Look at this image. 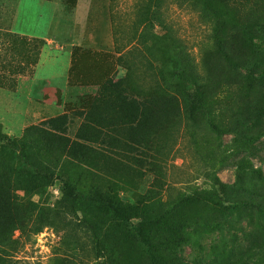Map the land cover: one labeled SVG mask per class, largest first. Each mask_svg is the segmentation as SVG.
Segmentation results:
<instances>
[{
  "label": "trees",
  "instance_id": "1",
  "mask_svg": "<svg viewBox=\"0 0 264 264\" xmlns=\"http://www.w3.org/2000/svg\"><path fill=\"white\" fill-rule=\"evenodd\" d=\"M76 1L67 2L75 5ZM155 1L151 17L149 9L141 16L154 29L155 47L130 44L111 52L74 46L64 83L97 87V92L66 103L64 113L29 126L20 139L5 134L0 125V247L30 218L18 192L42 196L55 182L60 184L62 212L85 234L93 264H107L106 253L111 254V264H163L162 254L176 256L189 241L188 217L193 215L198 222L207 210L221 215L253 210L256 228L264 234V195L252 191L256 197L242 196L248 192L252 149L264 138V125L236 136L229 145L219 143L223 164L244 154L233 185L215 173L209 187L193 188L174 198L153 200L139 193L137 185L158 168L165 133L185 126L194 135L205 126L222 139L237 128L216 119L218 86L213 66L207 62L200 68L185 43L165 27L161 0ZM251 1L194 0L211 23L212 54L232 70L245 64L243 51L255 49L256 34L247 29L253 15ZM0 35L5 38L0 83L8 78L15 84L16 75L32 77L45 40L6 31ZM235 38L240 54L233 48ZM121 71L125 73L120 75ZM257 80L248 75V86L255 87ZM121 190L135 193L136 199L125 200ZM45 211L50 215L58 209ZM40 221L36 234L53 226L44 211ZM251 261L247 257L238 264Z\"/></svg>",
  "mask_w": 264,
  "mask_h": 264
},
{
  "label": "rangeland",
  "instance_id": "2",
  "mask_svg": "<svg viewBox=\"0 0 264 264\" xmlns=\"http://www.w3.org/2000/svg\"><path fill=\"white\" fill-rule=\"evenodd\" d=\"M14 1L17 6L18 0ZM67 1L23 0L16 19L8 10L10 0H0V31L10 32L15 25V31L26 33L28 38L44 39V31H52V36L59 40L44 39L46 46L32 77L16 75L15 84L8 78L0 83V125L12 138L20 139L29 126L64 113L66 103H77L80 97L97 92V87H69L64 83L74 46L111 52L130 44L140 49L155 47L154 29L141 17L145 9L150 10L151 17L156 10L155 0H77L75 5ZM160 5L165 27L185 43L200 68L207 62L214 68L217 121L237 128L222 139L205 126L195 130L194 135L185 126L165 133L160 141L163 155L158 168L137 185L140 194L153 200L174 198L193 188H207L215 173L222 182L233 185L237 164L244 154L230 157L223 164L218 158L219 143L229 145L236 136L250 134L264 125V0H252L249 5L253 15L247 29L256 34L255 49L242 52L246 55L245 64L236 70L223 66L212 54L211 23L202 16L194 0H161ZM4 40L0 35L1 56ZM233 48L236 53L242 51L236 38ZM124 73L121 71L120 75ZM250 74L258 79L253 88L247 82ZM2 76L0 68V80ZM44 81L51 83L43 85ZM251 158L248 192L242 196L256 197L252 191L262 196L264 138L253 147ZM121 191L125 200L136 199L135 193ZM17 195L30 209V218L24 229L16 231L11 241L0 247V264H93V252L85 234L62 212L58 182L42 196L24 191ZM45 209L58 211L48 215ZM43 211L53 226L36 234ZM192 216L188 217L185 230L189 241L176 256L162 254L163 264H238L247 257H252L251 264H264V234L256 228L253 210L229 215L207 210L198 222ZM104 257L111 264V254Z\"/></svg>",
  "mask_w": 264,
  "mask_h": 264
},
{
  "label": "crops",
  "instance_id": "3",
  "mask_svg": "<svg viewBox=\"0 0 264 264\" xmlns=\"http://www.w3.org/2000/svg\"><path fill=\"white\" fill-rule=\"evenodd\" d=\"M22 1L23 0H18V2H17V6L15 5V1L14 0H10V3H11V6L9 7V12L10 13H12L13 12V16L16 18V19H18L17 17H18V13H19V10H20V8H21V6H22ZM55 1H57V0H54V1H47V2H55ZM10 32H12V33H15V34H19V35H21V36H29V35H27L26 33H24V32H19V31H15V25H14V28L13 29H11L10 30ZM52 32V31H51ZM51 32L50 31H48V33H45V31H44V39L46 38L47 40H56V41H59L58 39H56L55 37H53L52 36V34H51ZM42 39V38H41ZM43 39V40H44Z\"/></svg>",
  "mask_w": 264,
  "mask_h": 264
}]
</instances>
